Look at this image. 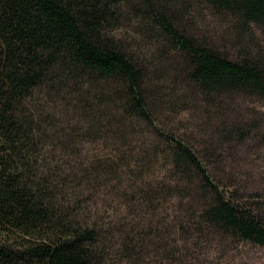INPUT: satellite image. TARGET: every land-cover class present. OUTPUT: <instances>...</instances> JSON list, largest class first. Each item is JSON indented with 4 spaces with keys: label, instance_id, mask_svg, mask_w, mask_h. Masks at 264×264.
<instances>
[{
    "label": "trees",
    "instance_id": "1",
    "mask_svg": "<svg viewBox=\"0 0 264 264\" xmlns=\"http://www.w3.org/2000/svg\"><path fill=\"white\" fill-rule=\"evenodd\" d=\"M178 1L0 0V264H234L242 245L264 249V211L216 182L208 156L164 115L201 104L199 119L215 109L223 143L243 142L248 133L224 106L264 107V60L232 59L192 33ZM200 1L238 31L264 32V0ZM125 12L156 34L160 62L177 55L173 70L152 72L110 35ZM185 94L194 104L177 106ZM57 101L81 110L110 151L111 168L95 174L113 175L111 217L68 186L74 167L52 159L74 136L49 116Z\"/></svg>",
    "mask_w": 264,
    "mask_h": 264
},
{
    "label": "rangeland",
    "instance_id": "2",
    "mask_svg": "<svg viewBox=\"0 0 264 264\" xmlns=\"http://www.w3.org/2000/svg\"><path fill=\"white\" fill-rule=\"evenodd\" d=\"M178 5L175 9L178 19L186 24L192 33L198 34L199 37L203 36L232 59L255 56L264 60V32L262 28L253 25L251 32L238 31L230 16L217 13L200 0H179ZM148 27L146 23L140 25L133 14L125 12L118 28L112 27L110 35L113 34L115 39L134 58L139 59L138 61L144 66H148L152 72L158 70V73L161 74L173 70L176 67V63L173 64V62L178 63L180 59L176 55L172 59L173 62L170 61L168 65L160 62L163 59L159 58L165 51L163 47H160L159 50L157 49L158 52L151 46L153 42L156 43L157 37L155 33L149 31ZM170 55L173 57V54ZM164 84L165 87H172L171 83ZM66 101H57L51 104L52 109L48 112L51 115H48L57 121L55 123H57V131L60 135L62 130H65L67 134L74 136L69 149L66 151L57 150L52 159L59 166L74 167L78 171V175L71 176L70 179L74 180L72 179L68 186L81 188L77 191L83 192V200L86 205L99 199V202L102 203L100 205H103L99 214L102 213L104 218L111 217V214L116 213L118 208L117 204L113 203L108 186L105 188L104 185L112 184L110 181L113 179V175L98 177L95 174L99 166L106 169L111 168L112 163L107 157L110 151L104 146H98L99 143L96 139L100 134L97 131H92L89 124H84L81 110L77 109L75 105L71 106L69 103H65ZM191 101L192 96L185 94L176 105L180 107L191 103ZM226 103L228 104V102ZM236 103V106L229 108L224 106V108L226 112L234 113V117L237 119L234 122L239 123L240 128L245 129L244 131L248 133L246 139L241 143H236V141L223 143L220 140L219 135L214 132L218 130L215 126L218 117L214 114L215 109H211L207 121L199 119L201 104L193 106L186 115L175 116L173 113L164 115L165 119L174 121L171 123L172 128H177L180 133L184 131L191 136L195 147L201 151L203 156H208L206 159L207 169L216 182L226 186V189L243 203L251 205L254 209L260 207L264 211V107L252 101H237ZM246 121L249 122L246 123ZM244 124H248L250 127H245ZM145 137L150 138L147 135ZM50 148L52 149V147ZM162 164L160 162L153 167V178L156 179L154 181H158L159 175L164 173V164L163 166ZM224 249L227 251L229 248ZM225 251L223 254L226 256ZM232 255L233 257L230 259L234 264H264V249L253 245L244 244L238 251L231 252L230 256Z\"/></svg>",
    "mask_w": 264,
    "mask_h": 264
}]
</instances>
